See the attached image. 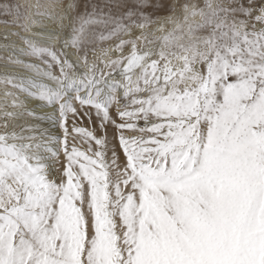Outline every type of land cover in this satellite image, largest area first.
<instances>
[{
  "label": "snow or ice",
  "instance_id": "6c2138e0",
  "mask_svg": "<svg viewBox=\"0 0 264 264\" xmlns=\"http://www.w3.org/2000/svg\"><path fill=\"white\" fill-rule=\"evenodd\" d=\"M0 26V264H264V0Z\"/></svg>",
  "mask_w": 264,
  "mask_h": 264
},
{
  "label": "bare ground",
  "instance_id": "6f19581e",
  "mask_svg": "<svg viewBox=\"0 0 264 264\" xmlns=\"http://www.w3.org/2000/svg\"><path fill=\"white\" fill-rule=\"evenodd\" d=\"M3 31V27L2 26H0V32H2Z\"/></svg>",
  "mask_w": 264,
  "mask_h": 264
}]
</instances>
